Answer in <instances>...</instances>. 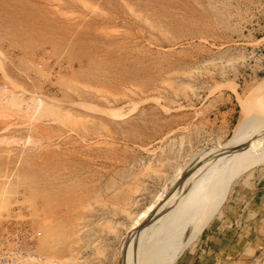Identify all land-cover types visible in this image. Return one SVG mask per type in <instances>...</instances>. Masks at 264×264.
<instances>
[{
  "label": "rangeland",
  "instance_id": "obj_1",
  "mask_svg": "<svg viewBox=\"0 0 264 264\" xmlns=\"http://www.w3.org/2000/svg\"><path fill=\"white\" fill-rule=\"evenodd\" d=\"M262 112L264 0H0V224L32 264H264V147L201 161Z\"/></svg>",
  "mask_w": 264,
  "mask_h": 264
},
{
  "label": "bare ground",
  "instance_id": "obj_2",
  "mask_svg": "<svg viewBox=\"0 0 264 264\" xmlns=\"http://www.w3.org/2000/svg\"><path fill=\"white\" fill-rule=\"evenodd\" d=\"M85 106V105H84ZM264 116L262 112L259 116L256 115L252 117L249 121L243 122L239 125L234 138L231 139L223 148L222 152H215L211 156H206L202 161V167L206 171L208 169L223 166L228 168H233L237 170L240 166L248 165L255 155V152L261 147H264V118L257 121L259 117ZM237 151V152H227ZM205 207L203 203H196V205L189 211V216L192 220L196 217V222H199L203 216ZM160 218L153 220L151 235H154L156 228H158ZM154 244V243H153ZM151 250V249H150ZM154 257H150L146 260L145 264H150ZM139 257L136 264L139 263Z\"/></svg>",
  "mask_w": 264,
  "mask_h": 264
},
{
  "label": "built area",
  "instance_id": "obj_3",
  "mask_svg": "<svg viewBox=\"0 0 264 264\" xmlns=\"http://www.w3.org/2000/svg\"><path fill=\"white\" fill-rule=\"evenodd\" d=\"M33 233L26 227L0 224V264H32Z\"/></svg>",
  "mask_w": 264,
  "mask_h": 264
}]
</instances>
